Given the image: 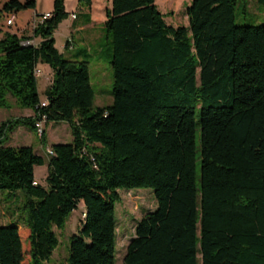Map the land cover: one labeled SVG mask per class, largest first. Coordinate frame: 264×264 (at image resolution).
<instances>
[{
	"label": "trees",
	"instance_id": "obj_1",
	"mask_svg": "<svg viewBox=\"0 0 264 264\" xmlns=\"http://www.w3.org/2000/svg\"><path fill=\"white\" fill-rule=\"evenodd\" d=\"M239 1L190 0L188 24L173 25L155 0H111L104 28L113 99L96 107L89 60L55 45L68 15L63 0L31 35L3 31L0 107L10 94L33 113L0 120V193L6 201L22 194L29 229L25 248L18 224L0 222V264L48 258L58 243L53 227L81 200L62 264H115L119 187H152L156 197L121 264H264V23L236 24ZM35 3L5 0L0 15ZM39 61L53 71L44 98ZM43 119L66 121L72 140L51 143L47 159L7 143L17 126L37 131ZM45 162L43 185L34 166Z\"/></svg>",
	"mask_w": 264,
	"mask_h": 264
},
{
	"label": "rangeland",
	"instance_id": "obj_2",
	"mask_svg": "<svg viewBox=\"0 0 264 264\" xmlns=\"http://www.w3.org/2000/svg\"><path fill=\"white\" fill-rule=\"evenodd\" d=\"M106 1V0H103ZM2 0H0V3ZM183 1L181 0H157L158 8L164 12V18L169 24H183L175 21V13L177 18L183 13ZM188 2V0H187ZM54 0H36L34 7H29L27 10H11L15 11L17 18H22L25 23H31V14H34V9L41 10L42 13L51 11L53 8ZM65 9L70 14L72 11L77 12L78 7L81 6L78 0H63ZM178 6V7H176ZM173 10L174 12L172 13ZM180 10V11H179ZM10 12V11H8ZM99 12V11H98ZM69 14V17H70ZM35 16V14H34ZM7 13L3 12L0 15V36L3 31H12L16 29V20L12 26L5 24ZM37 17V16H36ZM38 15L37 18H39ZM69 20H64L57 27L53 36L55 37L56 46H58L65 57H76L79 59L86 58L89 60V75L90 81L94 90L93 106L106 105L112 102L113 96L112 89V69L110 65V48L105 41V28L104 21L97 20L94 25L83 32L73 31L69 35L68 27L65 24ZM235 23L236 24H262L264 23V2L258 0H248L247 6H244L243 1L240 0L235 7ZM70 36V37H69ZM72 36V37H71ZM72 39L75 49L66 48V40ZM84 49V50H83ZM79 55H73L76 51ZM86 50V51H85ZM45 73L39 72L37 76V85L40 98L45 97ZM9 100L8 107H0V120L15 117L26 116L33 113L31 108L21 107L15 102V97L8 94ZM39 126L37 131L29 129L25 125L17 126L9 133L8 144L11 145H32L34 150L48 158L47 148L51 143L57 142H70L72 134L68 123L64 120H38ZM44 129L46 140L43 141L40 136V130ZM47 175V162L44 164H36L34 166V177L39 183H46ZM120 200L115 203L116 208V251H115V264H121L126 246L130 238L134 235V226L136 221L147 211L152 210L156 206V197L152 187H119ZM18 198L14 201H6L3 194L0 193V222L7 223L14 221L18 224L19 233L21 235L23 246L26 248V236L28 235V227L26 226L22 217L20 205L22 204V194H18ZM15 198V197H14ZM84 205L82 200L77 206L69 213L63 226H54L53 229L57 233L58 243L53 249L51 255L40 260V264H62L66 262V257L69 250V237L77 231L81 220L83 219Z\"/></svg>",
	"mask_w": 264,
	"mask_h": 264
},
{
	"label": "crops",
	"instance_id": "obj_3",
	"mask_svg": "<svg viewBox=\"0 0 264 264\" xmlns=\"http://www.w3.org/2000/svg\"><path fill=\"white\" fill-rule=\"evenodd\" d=\"M4 1L5 0H2V2L0 3V8H1ZM156 1L157 0H155V2ZM181 1H183L182 3H183V5H185V6H183V13L181 15H179V18H177V15L175 13V15H174L176 17L175 21L177 23L183 22L184 25H187L188 24V17L185 13V7L190 2V0H188V2H187V0H181ZM110 5H111V0H106V1L91 0V4L89 7L81 5L80 7H78L77 12L72 11L70 14V12L66 9L68 11V15L66 18H64L63 20H61L59 22L57 27L65 19L68 20L70 18L69 23L68 22L65 23L67 25V27L69 28L68 29V31L70 33L69 35H72L73 31L83 32L86 29H89L94 25V23L97 21V20H95L96 16L99 17V20L104 21L106 19L105 8L107 6L109 7ZM176 7H178V6H176ZM24 9L27 10L28 8H24ZM171 11H172V13L174 12L173 10H171ZM15 14H16V12H15ZM34 14H35V16H34ZM34 14H31V23H28V21L24 23L22 21V18H20V17L17 18V15H16L15 16L16 29H14V30L12 29V32H16L18 34H24V35H31L33 33L34 26L36 25V23L39 20L37 17H38V15L42 14V11L41 10L38 11L37 9H34ZM69 14H70V17H69ZM87 17H89L88 20H87ZM1 22H2V19L0 20V23ZM57 27L55 28L53 33H55ZM40 39H41L40 36H33L31 41L34 43H37ZM71 41H72V39L71 40L69 39L68 42L66 40L65 45H66L67 49H75L76 48L75 45ZM55 45H56V42H55ZM56 47L58 48V50L60 52H62V50L58 46H56ZM37 67L40 68L41 72L45 73V76H46L45 81L46 80L48 81V83H46V87H47L50 84L51 79H52V72H53L52 68L50 67V65L48 63L42 62V61L37 62ZM30 110H32V109H30ZM35 180L38 181L36 178H35Z\"/></svg>",
	"mask_w": 264,
	"mask_h": 264
},
{
	"label": "built area",
	"instance_id": "obj_4",
	"mask_svg": "<svg viewBox=\"0 0 264 264\" xmlns=\"http://www.w3.org/2000/svg\"><path fill=\"white\" fill-rule=\"evenodd\" d=\"M50 15H51V12L50 11L45 12V13H42L40 15V17L38 18L39 19L38 22L39 21H42L45 17H48ZM14 22H15V12H9V13H7V17L5 19V24L8 25V26H12L14 24ZM25 42H29V40H26ZM39 72H40V68L36 66V68H35V74H36V76H38ZM44 103L45 102L42 101V104H44ZM36 125L39 126V122L38 121L36 122ZM39 130L41 131L42 129L40 128ZM47 152L49 154H52L53 153L52 148L51 147H48L47 148Z\"/></svg>",
	"mask_w": 264,
	"mask_h": 264
}]
</instances>
